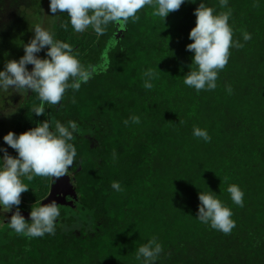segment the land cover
Listing matches in <instances>:
<instances>
[{"label":"trees","instance_id":"16d2710c","mask_svg":"<svg viewBox=\"0 0 264 264\" xmlns=\"http://www.w3.org/2000/svg\"><path fill=\"white\" fill-rule=\"evenodd\" d=\"M200 2L186 0L164 21L146 6L138 22L110 25L103 36L75 33L71 25L64 31L58 25L66 14L54 18L57 37L97 71L79 92L69 90L62 106L46 104L45 115L32 112L40 101L29 92L13 128L20 134L45 119L53 126L77 121V163L57 183L24 179L29 190L19 208L27 213L55 186L66 187L58 196L57 231L25 238L0 211V264H139L135 251L153 236L164 249L157 264H264V0H229L233 39L244 46L230 49L216 89L197 93L183 76L194 55L186 45ZM205 2L225 10L219 0ZM45 10L44 0H0V70L24 55L31 25ZM245 31L250 41L243 40ZM146 68L158 73L151 90L143 86ZM133 115L140 123L124 125ZM193 126L206 128L211 142L193 137ZM233 183L245 193L243 207L227 192ZM208 189L232 208L231 234L196 218L199 191Z\"/></svg>","mask_w":264,"mask_h":264},{"label":"clouds","instance_id":"9594fccd","mask_svg":"<svg viewBox=\"0 0 264 264\" xmlns=\"http://www.w3.org/2000/svg\"><path fill=\"white\" fill-rule=\"evenodd\" d=\"M186 0H50L51 17L67 16L66 21L59 22V28L68 31L69 25L75 33H85L89 29L97 36H103L109 26L120 29L126 28L128 22L136 23L141 19L140 11L146 6L153 9V15L165 20L170 12L177 11ZM195 3L196 0H187ZM224 11L217 12L201 0L194 9L195 26L190 30L188 38L192 42L186 45V50L192 52L190 71L183 76V84L201 91H213L217 87L219 73L228 64L231 48L244 45L234 40V28L229 23L232 10L229 0H219ZM34 36L23 44L24 55L18 60L10 59L0 70V94L6 97L13 92L21 96L35 93L39 98V105L34 106L32 112L45 115V105L62 106L69 90L79 92L82 85L87 84L96 73L94 65L85 66L80 60L79 49L73 48L68 42L57 37V22L54 19L51 26H45L42 21L31 25ZM252 39V34L243 33L245 42ZM45 52L43 57L37 55ZM32 65L31 70L27 67ZM143 86L147 90L154 87L153 81L158 79V73L152 68H146L143 73ZM231 94V86L227 87ZM75 102L74 95L72 96ZM17 107L5 108L0 102V112L6 115L14 114ZM140 123V117L133 115L123 121L124 125ZM80 132L75 120L66 123L59 120L51 125L47 119L37 122L36 126L16 134L9 131L3 136L6 145L15 150L17 155L9 154L7 148L0 147V211L9 212L15 207L7 223L17 235L25 238H42L45 235H55L61 216L59 204L53 199L51 202L33 204L30 211V222L21 214V194L29 190L24 179L34 177L51 179L57 183L62 177L68 176L70 168L76 166L78 151L75 143ZM193 137L211 142L212 137L206 128L193 126ZM82 163V160L80 161ZM112 188L120 192L118 181L112 182ZM227 192L233 204L243 207L245 193L238 184H230ZM199 205L197 219L200 223L210 226L213 230L224 234H231L236 227L234 213L230 206L210 189L199 191ZM163 245L153 236L146 243L141 244L135 251V259L139 264H157Z\"/></svg>","mask_w":264,"mask_h":264},{"label":"rangeland","instance_id":"374dc122","mask_svg":"<svg viewBox=\"0 0 264 264\" xmlns=\"http://www.w3.org/2000/svg\"><path fill=\"white\" fill-rule=\"evenodd\" d=\"M49 2L50 0H44V6L47 10L44 12L46 13L45 15H42V22L45 26H49L50 23H52L54 17H51V15H57V14H52L49 10ZM40 53H45L43 50ZM18 56V54H17ZM20 57L18 56V59ZM16 59V60H18ZM26 97L21 96L19 93L13 92L11 95L6 97V94H0V102L5 103V108L9 107V103L11 102L12 106L17 107V111L14 114L11 115H6L3 112H0V147H5L7 148L8 152L10 153L12 151V148L3 141V136L6 135L9 131H13L16 133V130L13 128L14 124V119L15 117L18 116L19 114V106L23 103ZM3 153H0V156H2ZM9 216V213H8ZM7 216V217H8Z\"/></svg>","mask_w":264,"mask_h":264},{"label":"water","instance_id":"95a60500","mask_svg":"<svg viewBox=\"0 0 264 264\" xmlns=\"http://www.w3.org/2000/svg\"><path fill=\"white\" fill-rule=\"evenodd\" d=\"M65 190H66V187H61V186L56 187L55 186V188L53 189L52 193L50 194V196L48 197V199L46 200V202L44 204L51 202L53 199H55L58 204L61 203V201L58 200V196L60 195V193L62 191H65ZM14 212H15V209H13V210L8 212L9 213V216H8L9 219L11 218V215ZM21 214L25 217L26 220H30V216H29L30 213L21 211Z\"/></svg>","mask_w":264,"mask_h":264}]
</instances>
